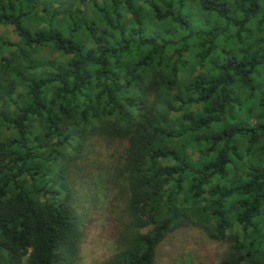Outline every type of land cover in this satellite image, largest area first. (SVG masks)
<instances>
[{"label": "trees", "instance_id": "1", "mask_svg": "<svg viewBox=\"0 0 264 264\" xmlns=\"http://www.w3.org/2000/svg\"><path fill=\"white\" fill-rule=\"evenodd\" d=\"M84 174L101 264H264V0H0V264H79Z\"/></svg>", "mask_w": 264, "mask_h": 264}, {"label": "rangeland", "instance_id": "2", "mask_svg": "<svg viewBox=\"0 0 264 264\" xmlns=\"http://www.w3.org/2000/svg\"><path fill=\"white\" fill-rule=\"evenodd\" d=\"M81 179L84 182L77 201L82 216L79 264H101L115 248L117 209L107 208L104 189L93 178L84 174ZM191 234L188 242L166 241L156 264H218L222 248L197 230Z\"/></svg>", "mask_w": 264, "mask_h": 264}]
</instances>
